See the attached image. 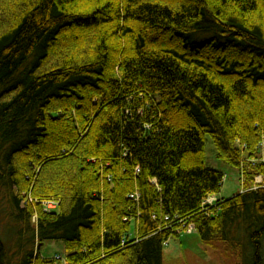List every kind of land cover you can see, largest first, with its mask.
Wrapping results in <instances>:
<instances>
[{"label": "trees", "instance_id": "trees-1", "mask_svg": "<svg viewBox=\"0 0 264 264\" xmlns=\"http://www.w3.org/2000/svg\"><path fill=\"white\" fill-rule=\"evenodd\" d=\"M262 141L264 0H0V264H164L184 224L264 264Z\"/></svg>", "mask_w": 264, "mask_h": 264}, {"label": "rangeland", "instance_id": "rangeland-1", "mask_svg": "<svg viewBox=\"0 0 264 264\" xmlns=\"http://www.w3.org/2000/svg\"><path fill=\"white\" fill-rule=\"evenodd\" d=\"M206 37L210 36L202 35L200 38L205 39ZM261 152L263 157L264 152L262 150ZM205 161L207 167L224 173V182L221 192L218 194L219 200L230 199L236 193L242 192L243 184L239 170L218 158L217 149L209 135L206 139ZM214 198L215 197H213V199ZM56 208L57 207L55 206L54 209ZM0 225L2 226V229L0 230L1 237L4 236V233H10L11 235V232L7 229V227H10L8 220H3ZM12 234L15 233L12 232ZM11 244L12 242L10 245ZM42 254L46 257H53L55 254L63 256V254H65L64 244L47 242ZM164 264H226V262L218 252L202 244L197 232L191 234L183 232L180 237L170 239L165 246Z\"/></svg>", "mask_w": 264, "mask_h": 264}, {"label": "built area", "instance_id": "built-area-1", "mask_svg": "<svg viewBox=\"0 0 264 264\" xmlns=\"http://www.w3.org/2000/svg\"><path fill=\"white\" fill-rule=\"evenodd\" d=\"M134 197L136 199L139 198V197L137 198V196H135V195H134ZM215 203H216V199L215 198L213 199V197H208L207 200L204 202V205H215ZM55 206H56V204L54 202H48V203H46V209L47 210L54 209ZM195 230H196V227H195L194 224H184L183 227H182V229L179 231V233L180 232H186L188 234H191ZM61 260H62V258L60 256H56L54 258V263L55 264H58Z\"/></svg>", "mask_w": 264, "mask_h": 264}]
</instances>
